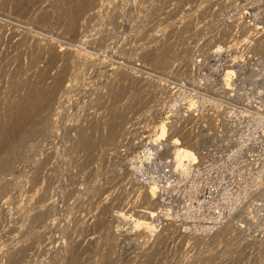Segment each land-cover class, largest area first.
Here are the masks:
<instances>
[{"label":"rangeland","instance_id":"1","mask_svg":"<svg viewBox=\"0 0 264 264\" xmlns=\"http://www.w3.org/2000/svg\"><path fill=\"white\" fill-rule=\"evenodd\" d=\"M0 264H264V0H0Z\"/></svg>","mask_w":264,"mask_h":264},{"label":"bare ground","instance_id":"2","mask_svg":"<svg viewBox=\"0 0 264 264\" xmlns=\"http://www.w3.org/2000/svg\"><path fill=\"white\" fill-rule=\"evenodd\" d=\"M72 16V15H71ZM54 84V83H53ZM55 84H57L56 83V81H55ZM56 87V86H55ZM49 89V88H48ZM45 91H46V89H45ZM53 91L51 90V93H52ZM40 93V92H39ZM49 96H50V98H51V95L49 94ZM38 97V96H37ZM44 97V96H43ZM19 116V115H18ZM110 132H111V130H110ZM160 133V132H159ZM162 135H163V130L161 131V133L159 134V135H157L153 140H152V142H153V144H154V146H155V148H162L163 147V142L161 141L162 140ZM166 145V144H165ZM146 154H148V153H146ZM145 154V155H146ZM151 154V151H149V155ZM153 154H154V152H153ZM148 156V155H147ZM148 158V157H147ZM149 159V158H148ZM155 191H156V188H155V186H151V188H150V193L152 194V195H154V193H155ZM146 224V223H145ZM14 261V260H13Z\"/></svg>","mask_w":264,"mask_h":264}]
</instances>
